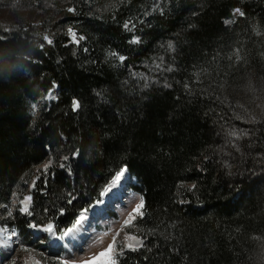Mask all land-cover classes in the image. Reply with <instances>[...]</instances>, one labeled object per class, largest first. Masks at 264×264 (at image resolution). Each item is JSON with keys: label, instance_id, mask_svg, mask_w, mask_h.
I'll use <instances>...</instances> for the list:
<instances>
[{"label": "trees", "instance_id": "trees-1", "mask_svg": "<svg viewBox=\"0 0 264 264\" xmlns=\"http://www.w3.org/2000/svg\"><path fill=\"white\" fill-rule=\"evenodd\" d=\"M38 1L0 23V207L32 195L30 215L1 223L28 243L32 225L62 235L126 167L143 246L116 264H262L264 94L245 90L252 78L264 89V0ZM54 84L58 97L33 115ZM44 244L47 264H66Z\"/></svg>", "mask_w": 264, "mask_h": 264}, {"label": "rangeland", "instance_id": "rangeland-1", "mask_svg": "<svg viewBox=\"0 0 264 264\" xmlns=\"http://www.w3.org/2000/svg\"><path fill=\"white\" fill-rule=\"evenodd\" d=\"M42 6L44 5L38 0L35 2L34 0H0V23L8 24L17 20L18 17L22 15H27L30 12L36 13ZM69 8L74 9L72 6H60L58 10L59 13H66L69 12ZM235 10L233 11L234 17L239 15ZM229 21H233V19H227L226 23H229ZM71 30V35L73 36L72 33L75 34L73 38L78 39L75 31L73 29ZM158 65L157 60L154 59L146 64V68L150 71L149 73H157ZM148 79L155 80V78L150 77H148ZM257 80L258 79L252 78V82L255 85L252 86L249 83L246 86L245 92L255 94V97L258 96L260 98L264 94V89L260 87L261 83H258ZM58 91V86L54 84L45 96L33 101L31 103L32 114H38L45 101L56 99L58 97ZM238 143V140L233 137L226 138L221 143V152L226 153V163L229 167L235 166L234 152L236 148H240ZM52 163L53 158L41 165V168L46 169L45 165L49 167ZM125 171L126 176L122 180L123 189L119 196H109L106 192V187L104 194L98 200L99 202L97 201V207L102 206V210L91 214L93 210V206H91L89 209L80 212L77 219L79 223L76 221L72 228L74 230V228L79 226L80 231L83 230L81 234L80 231L76 233L73 231V233H71L70 230L72 228L70 227L71 229H67L62 235H58L53 227V223L50 222L46 225L32 227V233L36 236V239L32 236L31 239L33 241L28 243L19 233L18 229L1 223V219L8 216V210H11L13 213L17 208L22 206L26 207L28 212L30 210L32 195L29 193L22 196L18 190L15 191L12 205L9 207H0V229H3V232L0 233V264H12L13 260L15 264H47L43 259L47 255V250L44 248V243L47 241L49 242V249H59L61 251L62 258L65 260L66 264H81L84 260L92 261L93 257H96L93 264H113V262L116 264L117 257L122 251L128 248L139 247L137 240L125 241L124 239L125 235L128 234L143 241L137 233V226L134 223L135 219L132 221L131 226H123V221L128 214L132 212L135 205L140 202V198L142 197L141 193L135 188L136 183H138L137 177L128 169ZM116 177L117 175L114 179ZM114 179H112V181ZM33 186L34 184L31 185V188ZM24 197H31V199L25 201L24 204L21 205L20 202ZM108 197L111 199L109 200ZM48 225H52L51 233L45 231ZM122 228L123 230H121ZM116 232L120 233L119 236L116 237V243L113 244L111 251L106 252L109 244H112L113 236ZM41 238L42 240H40ZM262 243L261 259L262 264H264V239ZM125 244H131L132 247H125ZM21 245H23V248ZM102 252H105V255L100 256L99 254Z\"/></svg>", "mask_w": 264, "mask_h": 264}, {"label": "snow or ice", "instance_id": "snow-or-ice-1", "mask_svg": "<svg viewBox=\"0 0 264 264\" xmlns=\"http://www.w3.org/2000/svg\"><path fill=\"white\" fill-rule=\"evenodd\" d=\"M68 11L69 12H72V11H74V9H72V8H69L68 9ZM236 11V13H238L239 15H241V16H243L244 15V13L240 10V9H236L235 10ZM232 21H229V23H231ZM124 27L126 28V29H128L129 28V25H128V23H125V25H124ZM133 27H135V25H133ZM71 29H69V32L71 33ZM73 34V36L75 35L74 33H72ZM80 39H83V37H80ZM45 40H48V38L47 37H45ZM48 43H52V41L51 40H48ZM131 43H139V39L138 38H134L132 41H131ZM169 47H171V45H169ZM112 55H116L115 53H113ZM119 58V60L120 61H124L125 60V57L124 56H119L118 57ZM237 58H238V55H237ZM169 71H171V69H168ZM79 101H77V100H73V102H72V107H73V110L75 111L76 109H78L79 108ZM65 159H67V158H65ZM48 167V165H45V168H47ZM123 174V170L121 171V173H119L118 175H117V179L119 178V176L120 175H122ZM31 199V197H24V199L23 200H21V205H23L24 204V202L25 201H27V200H30ZM69 202H71V201H69ZM143 207H144V201H143V198L141 197L140 198V202L139 203H137L136 205H135V207L132 209V212H130L129 214H128V216L125 218V220L123 221V226H131L132 225V221L134 220V219H136V217L137 216H142V209H143ZM19 211L21 212V213H27V214H31L30 212H28V209L26 208V207H20L19 208ZM8 215L9 216H11L12 215V212H11V210H8ZM77 223H79V221H77ZM32 227H36V225H32ZM121 230H123V228L121 229ZM45 231H48V232H52V225H48V227L45 229ZM71 231V230H70ZM3 232V229H0V233H2ZM119 232H116L115 233V235L113 236V242H112V244H109V246H108V249L106 250V252L107 251H111L112 250V247H113V244H115L116 243V237L117 236H119ZM125 241H127V240H137V244L139 245V246H143V241L142 240H139L137 237H135V236H132V235H128V234H126L125 235ZM21 247L23 248V245H21ZM125 247H132V245L131 244H125ZM24 250H27V249H24ZM133 250H135V249H133ZM100 256H103V255H105V252H102V253H100L99 254ZM96 259V257H93V260L92 261H90V260H84V261H82L81 262V264H93V261ZM12 264H15V261L13 260V262H12ZM113 264H114V262H113Z\"/></svg>", "mask_w": 264, "mask_h": 264}, {"label": "bare ground", "instance_id": "bare-ground-1", "mask_svg": "<svg viewBox=\"0 0 264 264\" xmlns=\"http://www.w3.org/2000/svg\"><path fill=\"white\" fill-rule=\"evenodd\" d=\"M123 170V174L122 175H120L119 176V178L117 179V177L111 182V184L109 185V186H107V190H106V192H107V194H109V196H111V197H113V196H119L121 193H122V189H123V184H122V180L125 178V176H126V169H122ZM121 170V171H122ZM121 171H119L118 173H117V175L119 174V173H121ZM104 194V193H103ZM106 194V195H107ZM109 198V197H108ZM111 198H109V200H110ZM99 202V201H98ZM98 202H96L94 205H92L93 206V210L91 211V214H94L95 212H98V211H100V210H102L103 209V207L101 206H99V207H97V205H98ZM96 205V206H95ZM88 213V212H87ZM81 227V226H80ZM72 228V227H71ZM70 228V229H71ZM82 228V227H81ZM73 231L76 233V232H78V231H80V229H79V226L78 227H76V228H74V230H73V228L71 229V233H73ZM83 230H81L80 231V234H81V232H82Z\"/></svg>", "mask_w": 264, "mask_h": 264}, {"label": "water", "instance_id": "water-1", "mask_svg": "<svg viewBox=\"0 0 264 264\" xmlns=\"http://www.w3.org/2000/svg\"><path fill=\"white\" fill-rule=\"evenodd\" d=\"M127 170V168H125Z\"/></svg>", "mask_w": 264, "mask_h": 264}]
</instances>
